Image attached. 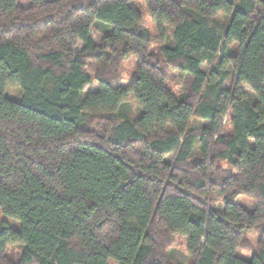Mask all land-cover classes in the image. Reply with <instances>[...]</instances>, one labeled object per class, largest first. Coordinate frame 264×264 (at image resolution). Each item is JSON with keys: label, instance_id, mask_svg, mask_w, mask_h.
Segmentation results:
<instances>
[{"label": "trees", "instance_id": "1", "mask_svg": "<svg viewBox=\"0 0 264 264\" xmlns=\"http://www.w3.org/2000/svg\"><path fill=\"white\" fill-rule=\"evenodd\" d=\"M0 211V264H264V0H0Z\"/></svg>", "mask_w": 264, "mask_h": 264}, {"label": "rangeland", "instance_id": "2", "mask_svg": "<svg viewBox=\"0 0 264 264\" xmlns=\"http://www.w3.org/2000/svg\"><path fill=\"white\" fill-rule=\"evenodd\" d=\"M135 3L140 8V12L142 15L141 27H143L146 34L150 37L151 42H152V48H153V51L155 53L158 50V48L161 46L160 40L158 37L159 32L157 31V28L155 27V25L151 22L145 6H143L140 1H136ZM215 20L218 21L222 25H225L227 22L226 18L221 17V16L216 17ZM167 33H168V31H167ZM93 37H94V41L97 43L98 42L97 36L93 35ZM81 47H82V45H79L77 50H80ZM136 67H137V60L134 58L129 59V60H125L121 63V67L119 70V81H120L121 85H123V86L128 85L130 78L132 76V73L135 71ZM202 69L204 72H208L210 68L208 65L203 64ZM229 71L232 73L231 69H229ZM91 77H92L91 85L89 86V88L87 90L84 91V93H82L83 95L88 93V92H95L98 89V84L93 79L92 73H91ZM167 86L175 94L182 92L183 87L178 80L169 81L167 83ZM245 89L249 91L248 88H245ZM5 96L11 100L18 101L19 90L17 88H8L5 92ZM129 109H130L129 119H130V121L134 122L135 119L140 114L141 109L138 106V104L134 101L132 94H129ZM230 119H231V114L228 113L226 115L225 120H224V128H225L226 132H229L231 129ZM193 123L195 125H197V122H193ZM237 203H239L245 207H249V208L255 205L253 200L247 199L244 197L238 198ZM0 218L6 219L12 228H18V226H19L17 221H14V220L9 219V218H5L1 214V211H0ZM185 239H186L185 237H177L174 239L175 240L174 241V244H175L174 250L176 251V259L177 260H181L183 258V256L185 255ZM249 241H250L252 249H254L256 247L255 237L249 236ZM20 251H21L20 246H11L8 249V256H10L12 259H16V258H18ZM238 254H239V256H241L244 259H247L250 257V253H248V252L239 251ZM184 264H187V261H185Z\"/></svg>", "mask_w": 264, "mask_h": 264}]
</instances>
